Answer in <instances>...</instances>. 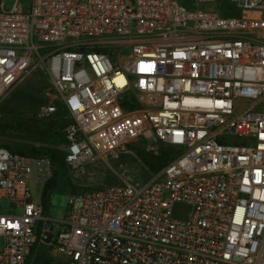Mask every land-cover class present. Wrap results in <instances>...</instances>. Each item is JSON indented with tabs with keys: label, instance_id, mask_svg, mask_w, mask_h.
<instances>
[{
	"label": "built area",
	"instance_id": "obj_1",
	"mask_svg": "<svg viewBox=\"0 0 264 264\" xmlns=\"http://www.w3.org/2000/svg\"><path fill=\"white\" fill-rule=\"evenodd\" d=\"M3 3L0 97L47 76L40 114L67 110L75 179L139 139L175 155L141 182L124 170L69 193L57 221L29 188L51 180V158L0 145V200L19 211L0 214V264H264V0Z\"/></svg>",
	"mask_w": 264,
	"mask_h": 264
},
{
	"label": "rangeland",
	"instance_id": "obj_2",
	"mask_svg": "<svg viewBox=\"0 0 264 264\" xmlns=\"http://www.w3.org/2000/svg\"><path fill=\"white\" fill-rule=\"evenodd\" d=\"M16 4L26 9L30 4V0H4L3 11H11ZM202 8L211 9L213 6L206 5ZM108 53L112 60H115L119 54L110 51V49ZM120 54L125 57L128 51L121 50ZM52 96L53 90L47 76L41 71H32L0 97L1 146L29 153L40 152V154L33 155L39 158L49 157L48 154L54 152L63 159L57 162L51 161L53 170L51 180H56V188L49 192L47 206L45 205L46 216L49 219L60 221L64 218L67 212L69 193L75 190H91L118 185L120 184L118 174L124 170L128 171L129 176L137 182L149 179L156 173L147 168L146 161L150 160L151 154L155 150L167 151L169 147L154 139H139L126 149L107 156L97 165L88 168L78 179H75L70 168L66 166L61 151L65 143L64 129L70 122L69 116L66 114H64L65 116L58 115L63 106L55 101H53V104H55L58 113L54 112L49 116L40 114V108L50 103ZM36 126H40L42 129L40 132L48 128L50 130L42 135L39 134L37 129L34 130ZM149 148H151V151H147ZM174 155L175 151L170 153V158ZM44 184L35 182L29 184L32 201L36 204L41 203ZM10 212L19 213V211L10 209L8 201L0 200V214ZM188 213L189 209L185 206L174 207V216L177 219H185ZM1 247L2 239L0 238V249ZM30 262H33V258Z\"/></svg>",
	"mask_w": 264,
	"mask_h": 264
},
{
	"label": "trees",
	"instance_id": "obj_3",
	"mask_svg": "<svg viewBox=\"0 0 264 264\" xmlns=\"http://www.w3.org/2000/svg\"><path fill=\"white\" fill-rule=\"evenodd\" d=\"M131 100L134 101V99L132 97H131ZM135 106H136L135 104H129L127 102H125L123 104V107H124L125 110L134 109ZM61 110L62 111L59 112V114H58L59 116H62L64 114H66L67 116H69L67 110L64 107H62ZM55 112H57V111H55ZM69 118H70V116H69ZM69 123H71V118H70V122ZM36 129H37V131H39V134H42V135H45V132L47 130H50L48 128L47 130H44V131L40 132L42 130L40 128V126H36L34 128V130H36ZM61 129H63V128H61ZM64 141H65V139H64ZM3 147H5V148H7V149H9L11 151H15V152L22 153V154H29V155L40 154V152H32V153H29V152H25V151H22V150H19V149L18 150H12V149H10V148H8L6 146H3ZM173 152H174V149L171 148V147H169V149L167 151H165V150L156 151L155 150L151 154L152 156H151L150 160L146 161L147 168H149V170L154 171V172L160 171L167 164V162L171 159L170 158V153H173ZM48 155L52 159L53 162H55V161L57 162L59 160H63L59 155H57L54 152H50V154H48ZM55 188H56V180H54V179L51 180V181H49V182H47V183H45L43 185L42 194H41V203L43 205H46V202L48 200V194H49V192L52 191ZM81 191H88V190H86V189H84V190L82 189V190H78V191L75 190L72 193H78V192H81ZM47 263L48 262H45V264H47Z\"/></svg>",
	"mask_w": 264,
	"mask_h": 264
}]
</instances>
